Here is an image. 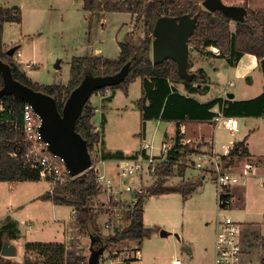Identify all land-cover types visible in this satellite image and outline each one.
Masks as SVG:
<instances>
[{"label": "trees", "instance_id": "obj_1", "mask_svg": "<svg viewBox=\"0 0 264 264\" xmlns=\"http://www.w3.org/2000/svg\"><path fill=\"white\" fill-rule=\"evenodd\" d=\"M205 0H84V10L90 13L119 12L131 13L137 22L144 24V38L138 46L131 43H120V55L111 60L102 57L84 56L74 57L71 62L70 80L64 85H40L34 83L14 62L13 56L8 53L3 44L4 27L6 23H22V11L19 8L0 7V58L8 63L13 76L21 83L50 94L58 101L60 109L71 92L76 89L87 74L94 76H108L118 73L124 65L132 62L130 71L121 84L99 89L95 93L105 92L108 89H122L128 93L130 84L138 79L142 81V97L139 108L142 114L143 131L149 120L161 119L175 121L181 128L185 121H210L217 113L216 107L226 117L264 116V94L257 99L244 102L224 101L215 99L201 104L195 99L182 95L172 83H183L189 92L203 94L208 91L206 74L203 70L196 73L192 82L183 80L178 72L177 63L168 60L155 65L152 60L153 32L156 22L163 16H192L200 13L197 29L190 39L189 45L200 47H215L221 50L218 56H224L234 66L245 54L256 55L262 59L264 69V10L255 12L247 6V0L242 5L248 9L245 21L236 22V30H231L232 19L221 12H209L202 3ZM225 2V1H224ZM226 3V2H225ZM191 62V60H190ZM4 85L0 73V90ZM94 93V94H95ZM27 102L13 95L0 97V182L40 181V170L33 169L27 162V146L24 143L23 112ZM95 109L91 100L84 107L79 117L76 130L87 141L90 152L101 142V132L97 131L92 123ZM105 120V119H104ZM105 123V121H104ZM179 128V129H180ZM183 137L178 132L177 141L172 145L168 160L157 169V181L152 187L151 194L180 193L184 199L192 193L183 189L182 185L166 186L158 183L170 176H184L187 165L192 162L196 153L188 144L182 143ZM249 151L246 141L237 143L231 152L223 156L229 163L238 155L246 156ZM178 168L175 170V167ZM196 186V183L191 185ZM101 194L97 184V173L94 169L74 177L65 185H58L53 192L43 196L55 204L73 206L74 221L80 228V233L93 238L96 249L117 246L127 240L142 241L152 235L155 230L144 224V197L130 215V224L116 233L115 236L103 237L98 228V219L101 211L96 208L95 200ZM225 200L229 203L230 195ZM224 208H227L224 205ZM264 242V239H263ZM3 243H0V264H18L1 255ZM115 246V247H116ZM25 260L21 264H83L85 257L78 254L74 248L67 252L65 244L61 243H29L25 247ZM31 254L37 255L32 259ZM264 264V255L260 258Z\"/></svg>", "mask_w": 264, "mask_h": 264}, {"label": "rangeland", "instance_id": "obj_2", "mask_svg": "<svg viewBox=\"0 0 264 264\" xmlns=\"http://www.w3.org/2000/svg\"><path fill=\"white\" fill-rule=\"evenodd\" d=\"M224 1L227 4L243 5L246 0ZM82 4L83 0H0V6H18L21 8L22 23H8L5 25L3 44L5 49L8 47H20L19 51L22 57L19 59L13 57V60L24 73L28 71L26 70L28 68L26 67L28 65L26 62L31 61L38 64V69L29 73V76L38 84L44 86L56 84L67 86L70 80V61H72L74 56H82L88 50L90 52L94 50L92 45L101 49L107 59L114 60L119 57L120 43L124 41L129 24L132 21L129 13L106 15L105 26H103L98 20L99 16L86 13L83 10ZM88 16L92 18L89 19ZM133 30L132 41H134L135 46H138L144 38L143 22L133 26ZM231 30L233 32L236 30L235 21L231 22ZM195 52L210 56L211 54L214 55L215 52L221 54L222 51L213 46L203 49L200 47V50H196L195 45H190V73L198 74L199 70L195 68L192 62V55H196L193 54ZM59 60H62L61 69L56 68ZM131 85L129 96L126 93L124 94L128 98H125L123 95L121 103L111 106L109 103L108 107L104 110L107 126L105 127L103 138L108 137V144L117 148V150H127L131 147L138 148L145 141L140 136L143 131V124L138 104L139 101H137L142 97L141 79ZM181 85L180 87H182ZM175 86L178 87L179 85L175 84ZM183 87L185 89V86ZM118 90H121L119 92L123 93L122 89ZM110 91L111 96L107 99L112 101L116 92L113 89H109L106 95H109ZM101 118L102 113L99 119L101 120ZM96 121L98 122V120ZM223 135L229 134L223 133ZM146 142L153 144V148L150 150L152 155L158 156L161 154L160 147L162 142L160 140L157 138L155 140L148 139ZM195 142H191L188 147L199 154L206 153L209 156L222 158V156L210 153L209 149L202 150L201 147L206 144L200 143V146H198ZM103 150L104 144L102 146H95V149L91 152V156L94 162L99 163L101 161V164L104 165L106 160H104L105 154ZM197 155L195 157L193 155L194 160H196ZM107 163L111 167L116 168L115 162L108 161ZM224 163L227 165L228 161H224ZM115 168L114 170L111 169V172L108 171V174L112 175ZM177 168L178 166L175 167V170ZM228 168L232 169L229 165ZM237 168L240 169L239 166ZM101 170L106 172L105 168ZM184 176L186 180L183 181L175 172L174 175L165 180L159 179L158 183L160 185H182L183 189L188 192L192 189V193L187 199H184L180 193L151 194L148 197L145 205L146 219L149 225L155 224V232L142 241L127 240L120 244L119 249L121 250L132 253L134 249L138 248L142 254V261H131L129 264H169L170 260L176 256L182 257L185 264H214L217 222L219 220L222 221L225 216H230L235 222L244 224L250 218V216H245L244 211H241L237 215L233 208L220 209L219 191L213 181V174H205L204 181L196 183V179L203 176L202 171L200 172L192 166L187 165ZM187 179L188 182H185ZM251 179L249 178L247 184H250ZM155 183L156 180L151 184V187ZM194 183H196V186L192 187L191 185ZM247 184L242 186H246ZM257 185V181L248 185L249 194L252 197V218L249 219L251 221L257 220V211L259 210L257 206L260 205V201L264 195L262 191L263 183L259 185V188ZM252 187L254 188L250 192ZM106 200V195L103 193L99 195L95 200L96 208L102 210L101 204ZM247 210L250 209L247 208ZM58 213L67 216L66 210H58ZM48 217H53L51 208L49 209ZM106 220L107 217L103 214L98 219V228L103 237L109 236V233L104 229ZM41 226L42 224L38 223V227ZM162 231H165L166 235H162ZM89 237L86 235L85 240L81 242L83 252L87 256H90L88 248L90 247L91 240ZM244 242L246 243V249L247 247L257 245L261 248L262 252L259 251L257 256L252 257L250 250L247 249L245 253L247 255L244 256L243 264H260V258L264 255L263 240L246 234L244 235ZM30 256L32 259L38 258L34 254ZM23 258V248L18 244V254L12 262L21 264L16 261H22ZM132 260H135V258L133 257Z\"/></svg>", "mask_w": 264, "mask_h": 264}, {"label": "crops", "instance_id": "obj_3", "mask_svg": "<svg viewBox=\"0 0 264 264\" xmlns=\"http://www.w3.org/2000/svg\"><path fill=\"white\" fill-rule=\"evenodd\" d=\"M82 6L84 10V0ZM248 6L255 12L264 10V0H248ZM0 7L21 9L18 6L3 5ZM85 12L92 14L87 11ZM112 13L119 12L93 13L92 15H98L100 24L105 26L106 15H111ZM129 15L131 16L132 21L129 24L126 37L121 43L127 42L135 45L134 41H132V32L134 31L133 26L141 24V22L135 23L136 17L131 13H129ZM88 17L89 19L92 18L91 16ZM92 47L94 50H91V52L88 50L85 55L74 57L95 56L106 58L101 49L94 47V45H92ZM12 48L14 47H8L6 49L9 51ZM19 49L20 47L16 48V50ZM193 54L196 55H192V62L196 69H201L206 74L207 85L209 89L207 92L200 94L197 92L187 91L184 89L183 83H172V85L176 87V89L182 95L193 98L201 104H206L219 98L223 99L224 101L231 102L251 101L264 94V69L262 66V59H259L256 55L245 54L236 65L232 66L228 62L227 58L218 56V54H209L210 56L201 55L199 52H195ZM71 62L72 61H70V64ZM27 63L32 65L31 68L26 69L28 70L26 71L27 76L34 83H37L31 76H29V73L34 72L35 69H38V64H35L31 61L26 62V64ZM61 63L62 60H59L57 64L59 66H56L57 69H61ZM136 82L137 80L133 82V84ZM175 84H178L179 86L177 87ZM180 84H182L181 86L183 88L180 87ZM131 86L132 85L130 84L128 87V93H126L128 96L131 92ZM114 91L116 93L112 101L107 99L109 96H111V91L109 92V95H106V91L95 93L91 98L92 106L95 109V115L92 119V123L96 130L102 133L101 142L96 146H102V144H104L103 152L105 154L104 160L106 161L104 165L101 164V168H105L106 171L109 172H111V169L114 170L115 167H111V165L107 163L108 161L115 162L118 159L132 157L136 155L141 149V147H131L127 150L124 149L125 151L117 150V148H114L108 144V137L103 138L104 130L107 126V119L104 110L108 107L109 103L110 106L116 103H121L123 101V95L125 94L124 91H122L123 93H120L119 91L121 90L118 89ZM124 96L125 98H128L127 95ZM101 113L102 118L100 120L99 117ZM235 118H237L239 122L240 129L238 132L230 131L226 128L223 122H216L214 119L210 121H185L179 124L181 125V128L175 121H163L161 119H156L146 122L145 130L142 131L140 136L141 139L145 141L148 139L155 140L157 138L160 140V142H162V144L167 143L172 146L176 143L179 132L180 136L183 137V144L189 145L191 142L194 143L197 141L195 144L198 146H200V143L204 145L206 144L205 146L201 147L202 150L209 149L210 153H214L222 157L228 155L237 143L246 141V146L249 151L248 155L235 156L232 158L233 161L229 163V166L235 170V173H244L247 169H250V178H252L250 184L257 181V186L259 188V185H262L263 183L262 191L264 192V116H236ZM96 120H98V122ZM223 133H227L229 135H223ZM197 154L199 153H194V157ZM194 157H191L192 161H194ZM238 166L240 169L237 168ZM179 177H181L180 179L183 181L186 180L185 176ZM196 180V183H202V181H204V175L197 178ZM185 182H188V179ZM250 184H247L246 186L239 185L232 188L229 194L231 197L226 209L233 208L235 214L237 215L241 213V211H244L245 216H250V218H252V197L250 196L248 190V185ZM253 188L254 187L250 189V192H252ZM50 191L51 185L45 179H41L40 181L0 182V243H3L4 245L7 242L10 246H13L16 249V255L18 254V244L23 248L24 258L22 261L16 262H24L26 254L25 247L27 244H65L67 237L71 234V229L73 226L71 213L74 210V207L58 205L51 200L43 199V196ZM257 207L259 209L257 211V220L251 221L249 218L244 224H240L242 226L244 256L247 255L245 254L247 249L250 250L252 257L257 256L259 251L262 252L261 248L257 245L251 246L249 248L247 247L246 249V243L244 242V235L246 234L255 236L261 240L264 239V195L263 199L260 201V205ZM50 208L54 218L48 217ZM247 208L250 210H247ZM58 210H66L67 216L58 213ZM38 223H41L42 226L38 227ZM144 224L147 228H153L155 230V224L149 225L148 220L146 219L145 206ZM134 250L138 251L140 258L132 260L133 257L129 255V259L123 264H129L131 261H142V254L140 250L138 248ZM15 256L6 258L14 261Z\"/></svg>", "mask_w": 264, "mask_h": 264}, {"label": "built area", "instance_id": "obj_4", "mask_svg": "<svg viewBox=\"0 0 264 264\" xmlns=\"http://www.w3.org/2000/svg\"><path fill=\"white\" fill-rule=\"evenodd\" d=\"M215 54L217 55L218 52H215ZM13 57L21 58V52L16 50ZM26 66L30 68L32 65L28 64ZM214 111L217 113L214 118L216 122H223L226 128L232 132L239 131L237 118L224 116L218 107ZM41 126V117L30 104H26L23 112L22 130L24 143L27 146V162L33 169L40 170L41 178L50 183V192H53L56 186L67 184L74 177L71 176L64 160L49 151L48 145L39 131ZM171 147L169 144L163 143L160 147L161 154L155 156L150 152L153 144L144 141L136 155L115 161L116 168L112 175L108 174L106 170V172L101 170L102 168L99 167L101 161L96 163L92 159L91 169H94L97 173V184L101 189L100 195L103 193L107 197V200L104 203L102 202V210L100 209V211L101 215L107 217L104 229L109 233V236L113 237L117 232L127 227L130 224L129 217L134 209L138 207L142 196L146 201L151 195V184L155 180L157 181L158 178L157 169L168 160ZM195 159L188 166H192L200 172L202 171L204 177L207 173L213 174V181L219 191V207L220 209H226L224 205L228 207V203L224 196L230 194L233 187L247 184L248 179L251 177L250 169H247L244 173H235L228 168L222 158L209 156L206 153L198 154ZM74 217L75 210L71 213L73 226L65 243L66 251L69 252L74 248L78 251V254L85 257L82 263L89 264L90 256L83 252L81 245L86 235L80 233V228L75 223ZM89 239L91 240V237ZM115 246L104 248L98 264L126 263L129 255L135 259L140 258L137 250L128 253V251L119 249L120 244ZM88 251L91 255L90 247ZM243 256L242 226L230 216H225L216 225L214 264H243ZM170 264H184V260L182 257L176 256L172 258Z\"/></svg>", "mask_w": 264, "mask_h": 264}, {"label": "water", "instance_id": "obj_5", "mask_svg": "<svg viewBox=\"0 0 264 264\" xmlns=\"http://www.w3.org/2000/svg\"><path fill=\"white\" fill-rule=\"evenodd\" d=\"M209 12H221L233 21L243 22L248 15V9L242 5L227 4L224 0H205L202 3ZM200 13L192 16H163L156 22L153 32L152 60L155 65L172 60L177 63L178 72L183 80L192 82L196 73H190V39L197 29ZM16 48L8 53L13 56ZM132 62H128L115 75L94 76L87 74L80 85L74 89L63 108L60 109L55 97L21 83L13 76L11 66L0 58V73L4 85L0 97L13 95L30 104L42 119L39 131L47 143L49 151L62 158L71 176L77 177L91 169L92 156L87 141L76 130L79 117L82 115L87 102L96 91L105 87L121 84L125 81ZM59 66V65H57ZM162 235H166L162 231ZM91 255L89 264H98L104 248L96 249L91 237ZM1 255L12 257L16 249L7 242L3 245Z\"/></svg>", "mask_w": 264, "mask_h": 264}]
</instances>
